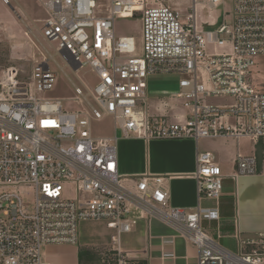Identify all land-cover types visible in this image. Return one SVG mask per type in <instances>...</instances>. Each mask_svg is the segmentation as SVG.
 <instances>
[{
	"label": "built area",
	"instance_id": "built-area-1",
	"mask_svg": "<svg viewBox=\"0 0 264 264\" xmlns=\"http://www.w3.org/2000/svg\"><path fill=\"white\" fill-rule=\"evenodd\" d=\"M42 3L47 14L44 25L24 23L25 34L48 57L41 52L43 58H35L26 78L25 69L0 66V264H52L44 248L79 244V223L87 219L104 220L115 231L113 249L107 252L110 260L142 264L135 258L145 249L123 251L120 235L130 232L138 214L145 213L181 227L183 236L198 248V264H264V233L254 238L236 234L239 249L232 252L202 228V220L220 218L225 175L214 153H198L194 174L199 199L213 201V206L198 205L194 211L170 207L164 177L129 179L120 174L116 133L94 136L88 111L64 110L60 100L37 97L56 83L49 65L55 58L44 41L56 42V53L67 66L76 72L88 67L98 79L93 91L83 82L87 94L74 85L77 102H86L97 119L112 115L124 137L132 132L148 140L259 141L264 138V92L246 76L264 57V0H232L231 17L213 21L209 29L198 26L197 4L214 9L225 0H193L186 16L163 0H110L106 16L96 14V0ZM138 12L143 26L141 56L136 55L135 38L117 36L115 25L117 17L130 18ZM153 74L184 75L176 94L188 111L184 119L150 116L139 103L147 102V78ZM209 98L227 101L214 104ZM258 166L256 155L239 153L230 177L236 181L256 175ZM65 183L74 185V198L64 196ZM20 185L34 187L33 210L17 189Z\"/></svg>",
	"mask_w": 264,
	"mask_h": 264
},
{
	"label": "crops",
	"instance_id": "crops-1",
	"mask_svg": "<svg viewBox=\"0 0 264 264\" xmlns=\"http://www.w3.org/2000/svg\"><path fill=\"white\" fill-rule=\"evenodd\" d=\"M183 108L174 111L173 116L184 119L188 111L184 106ZM203 151L215 154L225 175V182L220 200V218L202 220V228L220 246L238 252L236 234L239 233L244 238H254L264 233V138L259 141L248 137L201 138L198 141L148 140L136 135L128 138L122 135L118 136L117 146L119 172L129 179L144 175L164 177V188L170 196L167 205L194 211L198 205L213 206V201L199 199L194 177L197 155ZM239 153L256 155L259 170L256 175L240 176L235 181L230 175L235 173ZM138 216L139 220L134 229L120 235L123 251L145 249L135 261L142 264H149L151 261L154 264H198V248L183 236L181 227L155 214L145 213ZM101 224L102 228L94 238L81 236L77 245L46 246V259L52 264H80V251L84 247L98 246V249L105 252L111 251L112 235L115 231L104 222Z\"/></svg>",
	"mask_w": 264,
	"mask_h": 264
},
{
	"label": "rangeland",
	"instance_id": "rangeland-1",
	"mask_svg": "<svg viewBox=\"0 0 264 264\" xmlns=\"http://www.w3.org/2000/svg\"><path fill=\"white\" fill-rule=\"evenodd\" d=\"M96 1L98 4L96 14L98 16L108 15L110 0ZM163 3L171 8L181 10L186 16L192 9L193 0H163ZM232 5V0H225L224 5L214 9H210L202 3L197 4L196 15L198 26L201 29H209L213 27V21H221L224 18L229 19L232 13ZM21 17L28 25L36 22L39 27H42L47 18L42 0H11L10 5L0 0V66L14 65L25 69L23 76L26 78L31 74L35 58L41 59L44 55L48 57V54L39 43L35 42L34 44L30 41L29 37L25 34L26 26ZM115 25L117 36L130 35L135 38L136 55L141 56L143 48L141 13L138 12L130 18L117 17ZM44 44L49 52L54 55L55 61L49 59V65L57 78L53 89L38 93L37 97L41 100H60L63 103L64 110L88 111L91 115L92 133L94 136H113L115 133L119 137L122 136L121 129L117 127L112 115H106L101 119H97L93 117L86 102L79 103L76 100L79 96L76 94L74 85L81 87L83 92L87 94L88 89L83 84L84 82L89 90L93 91L98 82L95 74L88 67L80 68L77 72L74 71L70 66L66 65L64 57L56 53V42L50 45L44 41ZM219 50L223 51L224 49ZM182 77L184 75L179 74H153L148 76L145 94L147 102L140 100L139 103L145 107L149 115H168L172 120H178L173 114L174 111H180L183 108L182 99L176 97V94L180 90L179 82ZM246 79L258 91L264 92V57L257 59L256 65L247 73ZM89 100L93 103L91 96H89ZM224 101H227V99H208V102L214 104L223 103ZM132 135L134 133L131 132ZM17 189L23 193L27 208L33 210L35 201L34 187L20 185ZM74 190L73 184H64V196L66 198H74ZM103 222L106 224L104 220L95 219H87L85 224L83 221L80 222L78 227L79 237L83 236L91 239L93 236L94 238V235L102 228L101 223ZM132 229H134V226ZM82 249L85 251L82 257H80V264H114L112 260L105 261L104 258L102 259L104 253L103 250L98 249V246H87Z\"/></svg>",
	"mask_w": 264,
	"mask_h": 264
},
{
	"label": "trees",
	"instance_id": "trees-1",
	"mask_svg": "<svg viewBox=\"0 0 264 264\" xmlns=\"http://www.w3.org/2000/svg\"><path fill=\"white\" fill-rule=\"evenodd\" d=\"M84 251H85L84 249H82V250L80 251V257H82V254H83ZM103 253H104V257H102V259L104 258L105 261H111L110 258L107 256V252L103 251ZM105 255H106V256H105ZM106 258H107V259H106ZM114 264H115V263H114Z\"/></svg>",
	"mask_w": 264,
	"mask_h": 264
},
{
	"label": "water",
	"instance_id": "water-1",
	"mask_svg": "<svg viewBox=\"0 0 264 264\" xmlns=\"http://www.w3.org/2000/svg\"><path fill=\"white\" fill-rule=\"evenodd\" d=\"M74 68H75V69H78V68H79V65L74 66Z\"/></svg>",
	"mask_w": 264,
	"mask_h": 264
}]
</instances>
